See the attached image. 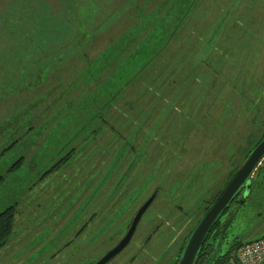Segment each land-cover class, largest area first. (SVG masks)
Segmentation results:
<instances>
[{
	"label": "rangeland",
	"instance_id": "374dc122",
	"mask_svg": "<svg viewBox=\"0 0 264 264\" xmlns=\"http://www.w3.org/2000/svg\"><path fill=\"white\" fill-rule=\"evenodd\" d=\"M9 1L16 22L21 24L24 20L30 28L25 29L23 24V42L15 38V43H11L6 36L0 37V212L15 206L13 231L0 249V264H67L68 259L76 264H88V260L94 264L101 258V249L72 250L69 255L70 249L57 252L29 247L59 245L60 240L66 245L83 220L98 214L97 207L86 208L84 196L79 195L77 202L75 199L88 178L99 182V171H105L108 162L111 168H117L124 153V166L118 168V173L135 156L139 188L153 181L162 191L142 218L133 243L108 264H173L179 246L197 225L205 206L254 146L252 136L264 132V89L260 91L264 75V0H195L192 5L193 0H179L182 8L174 7V0H159L166 9L160 20L162 25L176 15V21L182 17L178 34L163 51L170 50L176 41L177 46L159 57L152 55L148 63L149 54L129 56L123 68L98 91L102 97L89 92L81 94L82 84L88 85L89 80H76L79 74L71 80L77 58L72 56L74 52L98 50L107 38L115 39L130 24L142 23L137 13L147 0H97L98 7H89L80 0H0V14ZM154 1L147 3L152 4L147 11L153 10ZM153 13L157 15V10ZM225 14L229 24L221 22ZM1 20L10 21L3 15ZM87 20L98 26L100 33L92 42L95 33L84 28ZM245 22L260 29L254 35L263 38L246 36L242 45L249 46L243 49L233 38L242 34ZM219 24L222 27L218 38L222 37L224 26L229 25L232 36L222 44L229 48H221V39L201 46ZM141 29L145 30V26ZM141 29L131 30L123 37L127 38H122V45L130 47L143 37ZM237 45L232 53L225 52ZM114 56L120 57L121 53ZM223 57L228 62L226 71H221ZM219 59L223 62L217 65ZM116 61L110 60L106 65ZM203 61L206 66L201 76ZM132 64L142 67L128 77ZM134 74H139L136 80ZM150 74L155 76L153 85H147ZM221 76L227 79L224 81ZM242 77L260 80L261 87H256L257 95L254 93L251 103L248 94H243L248 83H238ZM27 98L30 100L26 105L16 106ZM92 99L103 105L111 103L114 122L125 117L126 123L119 124L124 131L118 124L114 126L118 133L128 135L131 130L129 144L114 136L113 147H106L110 158L105 157L104 166H99L95 157L107 144L105 137L109 135L102 120L93 121L91 126L103 132L94 140L99 150L91 142L90 150L68 157L71 146L85 138L72 143L78 137L75 133L88 130L92 120L81 115L84 104ZM63 105L68 106L62 108ZM41 109L48 116L37 121L27 119L32 110L38 113ZM31 124L35 128L25 134ZM14 142L16 146L12 147ZM21 159L23 162L15 167ZM69 187L79 188V192L74 190L72 198L65 199ZM243 196L241 193L230 207L228 223L222 219L224 238L211 236L207 240L211 249L208 261L228 251L233 258L239 250L233 249L235 244L264 236V160L253 174L249 192ZM126 199L122 212L130 208V200L124 202ZM161 220L167 226L161 227L143 247L144 239L153 234L152 229ZM92 246L97 247L98 241Z\"/></svg>",
	"mask_w": 264,
	"mask_h": 264
},
{
	"label": "trees",
	"instance_id": "16d2710c",
	"mask_svg": "<svg viewBox=\"0 0 264 264\" xmlns=\"http://www.w3.org/2000/svg\"><path fill=\"white\" fill-rule=\"evenodd\" d=\"M19 1V0H17ZM81 2L85 3L87 6L89 7H98V1L97 0H80ZM150 0H147L146 3H148ZM178 2L177 0H174V2ZM189 1V0H188ZM10 2H7L5 5V8L3 9V11L6 9V7H8V10L6 11H2L0 14V37L1 36H6V40L7 42H11V43H15V38H17L18 40L22 41V37H21V28L24 24V20L23 22H21V24H19L18 22H16V18H15V10L12 9L10 7ZM195 2V0H193L191 2V5ZM33 3V1H31V4ZM153 4H155L153 10L150 11H143L146 8H140L139 13H137V15L140 17L139 20L142 21V23L138 22L135 24H130L129 27H127L124 31H122V33L117 36L115 39L114 38H107L104 45L101 46L100 49L98 50H89V51H85L83 50L80 53H75L72 57H77L75 59L76 61V71L71 72L70 73V77L71 80L75 79V77L77 76V74H79L76 78L77 79H83V81H88L89 80V84L88 85H83L81 86L82 89V93L81 94H86L89 92L90 95L95 94V95H99L100 97H102L103 95H100L98 93L99 90H101L106 83H108V81L110 80V78H112L114 75H116L118 73V71L123 68V64L125 63L126 59L131 56V55H150L149 59H146L147 63L149 61H152V55L159 57V55H162L163 53H166L168 51H171L173 48H175L178 44V42H174L172 48L169 50V48H167L166 51H163L166 46L169 47V45L171 44L172 40L175 38V36L178 34V23L181 21L182 17L180 16V18L176 21V16L174 19H172V21H168L165 23V25H162L160 23V20L163 18V14L166 12V9L163 5L162 1L159 0H155L153 2ZM180 8L184 7L183 4L180 2ZM149 7V6H148ZM150 8V7H149ZM157 10V15L155 13H153V11ZM2 15L5 17H8L10 19V21L7 20H1L2 19ZM31 17V14H29ZM112 15L109 16V19L111 18ZM227 14H225L222 18H221V22L225 23L227 22L229 24V19H227ZM29 17V18H30ZM80 17V15H79ZM95 17V15H94ZM93 17V19H94ZM98 17V14L96 15L95 18ZM92 19V21H93ZM105 19L101 18V22H103ZM145 21H144V20ZM210 19V18H209ZM91 21V24L89 23V20H87L84 24V28H86V30H88L90 33H95V36L92 37L90 40L91 42L94 41L96 38H98L100 36V33H97V29L98 26H92L93 22ZM253 21H250V24H253ZM152 24V25H151ZM25 29L30 28V25L28 23L24 24ZM142 26H145V30L141 29ZM146 27H148L150 29H146ZM221 27L222 24H219L218 27L215 29H213V32L211 35H209V37L207 36L204 40V42L201 43V46L206 47V44H213L214 39H216V41L220 40L219 45H222L227 39H229L232 35H229V25L224 26L223 29V34L222 37L218 38V34L221 31ZM137 29H141L140 31H144V36L140 37L138 40L135 41V43L133 45H131L130 47L126 44L123 46L122 45V38L126 35L129 34V32L132 30ZM7 30H12L11 32L7 33ZM233 30H236V28H233ZM239 30V29H237ZM256 31H260V29L251 27V25H248L247 22H245V26L242 29V34H237L233 39L238 40L240 42L239 46H241L243 49L247 48L249 45H242V42H244L246 39V36H250V37H260L263 38L262 35L256 36L254 35V33ZM97 33V34H96ZM216 33V34H215ZM140 36V35H139ZM239 37V39H238ZM62 38V36L60 37ZM127 38V37H125ZM123 38V39H125ZM59 40V39H58ZM89 40V41H90ZM233 41V40H232ZM121 42V45H120ZM167 43V45H166ZM17 46L19 47H23L22 45L17 44ZM115 46V47H114ZM229 45H222L221 48H224ZM165 47V48H164ZM238 47L234 46L233 49L225 50V52H229L232 53L233 50H236ZM264 49V46H263ZM212 50V48L210 49V51ZM209 51V52H210ZM116 52H120L121 56H114V54ZM110 60H117L116 62L112 63L110 66L106 65L107 62H109ZM224 60V62H223ZM222 59H219L217 61V65H220L223 62V66L221 68V71H226L227 67L226 64H228L227 60L225 57H223ZM133 65V64H132ZM206 66V62L203 61L202 67H201V76H202V71L205 69ZM138 67H142V65H133L130 66L128 68V77H130V73L132 71H138ZM159 70H161L160 68H158ZM143 70V69H142ZM164 70V69H163ZM163 70L160 72L162 73V76H164ZM176 70V69H175ZM88 72V73H86ZM84 75V76H83ZM136 75V77L134 78L136 80V78H138L139 74H134ZM83 76V77H81ZM263 76V80H262V87H261V83L259 79H249V78H245L242 77L240 82H238L241 86L243 83H248L247 86V90L243 93V94H248V101L249 103H251L252 98H254V93H256L255 95H257V89L256 87H261L262 91L264 89V75ZM89 77H92L93 80L91 81V79ZM154 78L155 76L153 74L149 75V80H148V84L153 85L154 83ZM222 80H226L227 78H225L224 76H221ZM134 79L132 81V83L134 82ZM102 85V86H101ZM111 86V85H110ZM109 86V87H110ZM128 87V86H127ZM108 90V89H107ZM114 90V88H113ZM137 95H141V93H135ZM134 94V96H135ZM242 94V95H243ZM130 96V94H129ZM30 98V97H29ZM29 98L26 99L25 103H20L16 106H21V105H26L29 102ZM139 99L137 98L135 100V102L137 103ZM146 96H144L142 98V101L145 102ZM111 103L108 104H101V102L97 99H92L90 101H88L87 103L84 104V114L81 115L84 118H87L88 120H92L90 123H88V130H83L82 134H78L75 133V135H77L78 137L75 138L73 140L72 143H77L80 137H85L82 139V142L78 143L77 146H71V152L68 154L69 155H77V154H81L84 152V150L86 151L87 149L90 150V143L93 142L94 145H97L96 143H94V140H96L101 133L100 128L98 129H91V126L94 125L93 121L95 120H99V121H103L104 122V127H105V131L109 134L107 137H105V141H107V144L105 143V147L102 148L101 150H99V146L98 147V154L95 157H98V165H101V154H103L104 152V164H105V157H109L110 156L108 154H106L108 152V148H112L114 143H113V138L114 136H118L117 139H121L123 141L124 144H129V137L131 134V130L129 131V134H125V133H118V131H116V128H114L115 125L118 124L119 128L121 130H125L123 126H120L119 124H125V117H123V119L121 121H119L118 123L114 122V118L116 119L115 116V110L114 108H112ZM131 105V104H130ZM15 106V105H13ZM30 106V105H28ZM32 106V105H31ZM68 105H63L62 108L67 107ZM103 107V108H102ZM130 108H132V106H130ZM104 109V113H101V110ZM37 110H32L31 113L27 116V119H32L34 121H37L39 118H43L44 116H48V113L44 114L43 109H41L40 111H38V113H36ZM262 124V123H261ZM264 126V123H263ZM136 127V125H135ZM134 127V128H135ZM33 128H35L32 124L28 125L27 131H25L26 133H31L33 131ZM134 130V129H133ZM113 131V133H112ZM116 131V132H115ZM133 133V132H132ZM91 135V136H90ZM252 141H256L254 146L251 148V150L255 147V145L264 137V132H262L259 136H252ZM124 139V140H123ZM19 141V139L17 140ZM16 142H14L12 144V147L16 146L15 145ZM134 144L131 146L133 147ZM251 150L247 153V155L251 152ZM92 151H96V148L92 149ZM131 152V151H130ZM246 155V157H247ZM94 156V154L92 155ZM245 157V158H246ZM126 158L125 153L124 155L119 159L118 161V166L117 168H111V164H109L110 162H108V165L105 167L107 169H105L106 172V177H111L114 172L116 171V169L118 170L119 167H123L124 164L122 163L123 160ZM111 161V159H110ZM138 161V158L135 159V156L131 157V160L128 162L127 164V169L130 166H134ZM23 162V159L19 160L15 165L19 166L21 163ZM61 163L58 164V166ZM98 166V167H99ZM54 169H50V171H53ZM2 180V178H0V181ZM220 191V190H219ZM218 191V193H219ZM207 210V206H205L204 208V212ZM203 212V213H204ZM14 217H15V206H11L9 208H6L4 211L0 212V249L6 244L9 236L11 235L12 231H13V225H14ZM220 229H216V231H211V233L209 234L207 240L209 239V237H214V239L216 237H221V239H223V234L225 233V231L220 232ZM192 232V231H191ZM190 232V233H191ZM190 233L187 235V238L189 237ZM222 235V236H221ZM186 238V239H187ZM205 242V244L202 247L201 253L198 256L197 262L196 264H228L230 263L234 257L232 258V254L233 253H229V251L227 253H225L224 255H216L215 258L210 259V261H208L207 259L209 258V250H211L209 248V244L208 242ZM232 247V246H231ZM240 244H235L233 249H239ZM181 254V252H180ZM180 254L177 256V261L180 257ZM177 261L175 264H177Z\"/></svg>",
	"mask_w": 264,
	"mask_h": 264
},
{
	"label": "flooded vegetation",
	"instance_id": "af4514ba",
	"mask_svg": "<svg viewBox=\"0 0 264 264\" xmlns=\"http://www.w3.org/2000/svg\"><path fill=\"white\" fill-rule=\"evenodd\" d=\"M101 163H102V166H104V152L103 154H101ZM134 170L136 171L135 165L130 166L128 169L126 167L123 169V171H120L119 173H118V170L116 169V171L111 177H106L105 171H99V174H101V177H100L101 180L97 183L91 181L90 178H88L82 184L81 189H80L81 191L77 195L75 201L77 202L79 199V195H82L84 196L86 208L92 206V209H94L97 207L99 213L93 214L88 219L83 220L82 223L79 225L78 229L71 236L68 237V241L66 245L63 243L62 240H60L61 244L59 245L43 246V247H29V248L30 249H57V252H60L63 249H70V251L67 252V254L69 255H71L73 252H83L85 249H101L102 255H101V258H99L94 263L96 264L99 260H101L107 253L113 250L121 242V240L124 238L128 230L130 229L132 220L134 219L136 213L141 208V206L146 201H148V199L152 195H155V199L152 201V203L149 205V207L146 210V211H149L148 209L151 208V206L156 201L159 193L162 191L161 187L153 185V181L146 182V184L142 188H139V185L136 181ZM148 174L149 173H147L146 178H148ZM129 176L131 178L130 181H128ZM74 190H76L77 193L79 192V188H72V187L67 188L65 199L72 198ZM241 193H243V191ZM218 194L219 193H217L214 196L212 201L207 206V209L210 207V205L212 204V202L214 201V199L216 198ZM239 195L237 196V198L239 197ZM237 198L234 199L230 207L232 206L233 203L236 202ZM123 199H126L124 202H126L128 199L130 200V208L128 212H122ZM230 207L228 210L225 211V213L223 214V217L218 222V224L214 227L212 232L216 231V229H220L221 224L223 223V220H225L227 216L229 217ZM204 213H202V215ZM145 214L146 212L142 215L139 223L137 224V227L135 229L133 236L131 237L128 245L124 249H127L128 247H130V245L133 243L134 237L136 235V231L139 227V224L142 221V218L145 216ZM78 222L79 220H76L74 224L77 225ZM161 222H163V220L158 221L154 229H152L153 234H149L144 239L143 247H145V245H147L150 242L153 235L159 229H161V227L167 226V224L165 223L161 224ZM184 239L185 238H183V240ZM95 241H98L97 247L92 246V243ZM185 242H186V239L179 246L178 255L180 254V252H182V249L185 246ZM72 250L73 252H71ZM116 257L117 255L113 257L108 263L113 261V259ZM177 258L178 257H176V260H174L173 264L176 263ZM65 262L67 264H76L74 261H70L69 259L65 260ZM130 263H132V261H130ZM88 264H92V263L89 262L88 260Z\"/></svg>",
	"mask_w": 264,
	"mask_h": 264
},
{
	"label": "water",
	"instance_id": "95a60500",
	"mask_svg": "<svg viewBox=\"0 0 264 264\" xmlns=\"http://www.w3.org/2000/svg\"><path fill=\"white\" fill-rule=\"evenodd\" d=\"M263 160L264 137L255 145L243 163L234 171L231 178L216 196L210 207L202 215L197 225L186 239L185 246L182 249L177 264H196L198 256L201 253L202 247L205 244L209 234L221 220L225 211L229 209L231 203L242 191L244 196L249 192L252 184L253 174ZM154 199L155 195H152L148 201H146L141 206L132 220L130 229L121 242L96 264L108 263L128 245L142 215L146 212L147 208ZM225 221L228 223V216L225 218ZM219 231L223 232L224 229L220 228Z\"/></svg>",
	"mask_w": 264,
	"mask_h": 264
},
{
	"label": "built area",
	"instance_id": "2783aa9c",
	"mask_svg": "<svg viewBox=\"0 0 264 264\" xmlns=\"http://www.w3.org/2000/svg\"><path fill=\"white\" fill-rule=\"evenodd\" d=\"M228 264H264V236L241 244L234 259Z\"/></svg>",
	"mask_w": 264,
	"mask_h": 264
},
{
	"label": "crops",
	"instance_id": "0c3cea01",
	"mask_svg": "<svg viewBox=\"0 0 264 264\" xmlns=\"http://www.w3.org/2000/svg\"><path fill=\"white\" fill-rule=\"evenodd\" d=\"M177 1H178V2L175 1V2L173 3V6H174V7H177L178 5H180V1H179V0H177ZM148 6L151 7L152 4H147V3H146V5H145L144 7H142V8H146V9H148V8H149ZM146 9H144L143 11H145Z\"/></svg>",
	"mask_w": 264,
	"mask_h": 264
}]
</instances>
